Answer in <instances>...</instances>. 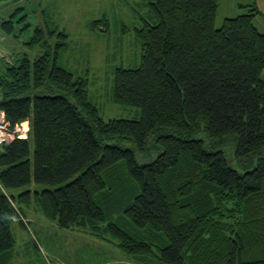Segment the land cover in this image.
Wrapping results in <instances>:
<instances>
[{
	"label": "trees",
	"instance_id": "obj_1",
	"mask_svg": "<svg viewBox=\"0 0 264 264\" xmlns=\"http://www.w3.org/2000/svg\"><path fill=\"white\" fill-rule=\"evenodd\" d=\"M148 6L139 66L113 75L112 101L139 119L100 117L87 81L59 65L65 33L37 27L27 45L40 55L0 58V110L28 126L0 147L1 264L31 205L144 264H264L261 13L244 5L216 28L218 0Z\"/></svg>",
	"mask_w": 264,
	"mask_h": 264
},
{
	"label": "rangeland",
	"instance_id": "obj_2",
	"mask_svg": "<svg viewBox=\"0 0 264 264\" xmlns=\"http://www.w3.org/2000/svg\"><path fill=\"white\" fill-rule=\"evenodd\" d=\"M149 1L0 2V21L8 20L13 14L14 25L12 34H6L0 28V58L17 63L16 60L24 55L30 59L40 55V46L31 49L27 45L37 27L65 33L66 46L62 48L59 65L75 78L87 81L89 100L98 108L100 117L104 121L139 119V108L120 106L112 101L113 75L116 68L133 69L140 64L141 50L134 30L145 22L155 23ZM244 5L258 8L261 14L253 19V24L264 33V0H218L215 27L219 28L225 18L244 14L248 10L247 7L241 8ZM19 8L23 9L17 11ZM23 15H26V21L20 20ZM96 21H103L105 26L91 28ZM26 23L29 26L23 28ZM50 40L53 45L60 38L55 36ZM261 77L264 79V72ZM23 129L28 130L26 123H23ZM26 216L25 228L13 218L11 226L15 244L5 257L7 264H144L123 255L107 241L82 231L58 228L35 205L26 208Z\"/></svg>",
	"mask_w": 264,
	"mask_h": 264
},
{
	"label": "built area",
	"instance_id": "obj_3",
	"mask_svg": "<svg viewBox=\"0 0 264 264\" xmlns=\"http://www.w3.org/2000/svg\"><path fill=\"white\" fill-rule=\"evenodd\" d=\"M26 132L23 129V123L11 125L6 119L4 112L0 110V147L13 141L15 138L25 137Z\"/></svg>",
	"mask_w": 264,
	"mask_h": 264
},
{
	"label": "bare ground",
	"instance_id": "obj_4",
	"mask_svg": "<svg viewBox=\"0 0 264 264\" xmlns=\"http://www.w3.org/2000/svg\"><path fill=\"white\" fill-rule=\"evenodd\" d=\"M27 131V130H26Z\"/></svg>",
	"mask_w": 264,
	"mask_h": 264
}]
</instances>
